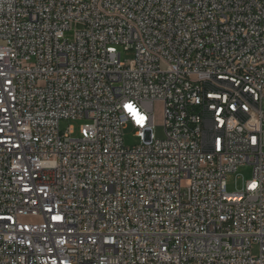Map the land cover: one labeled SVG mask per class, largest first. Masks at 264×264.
Instances as JSON below:
<instances>
[{
    "label": "built area",
    "instance_id": "built-area-1",
    "mask_svg": "<svg viewBox=\"0 0 264 264\" xmlns=\"http://www.w3.org/2000/svg\"><path fill=\"white\" fill-rule=\"evenodd\" d=\"M263 101L264 0H0V264H264Z\"/></svg>",
    "mask_w": 264,
    "mask_h": 264
},
{
    "label": "rangeland",
    "instance_id": "rangeland-1",
    "mask_svg": "<svg viewBox=\"0 0 264 264\" xmlns=\"http://www.w3.org/2000/svg\"><path fill=\"white\" fill-rule=\"evenodd\" d=\"M121 52V61L128 62L133 58L132 52ZM153 109V117H154V127L153 133L156 139L160 140L164 137V128L162 121V106L159 103H154L152 106ZM262 110L264 112V101L262 103ZM86 123L85 120H66L61 121L59 124L60 131L63 133L68 127H72L74 129V137L79 135V131L81 127ZM264 129V127H263ZM124 142L126 146H134L138 145L139 141L134 137V131L131 128H128L124 132ZM252 169L249 166L240 167L235 173L228 174L226 176V192L236 193L239 192L244 183L251 179Z\"/></svg>",
    "mask_w": 264,
    "mask_h": 264
},
{
    "label": "snow or ice",
    "instance_id": "snow-or-ice-1",
    "mask_svg": "<svg viewBox=\"0 0 264 264\" xmlns=\"http://www.w3.org/2000/svg\"><path fill=\"white\" fill-rule=\"evenodd\" d=\"M254 186V185H253Z\"/></svg>",
    "mask_w": 264,
    "mask_h": 264
}]
</instances>
